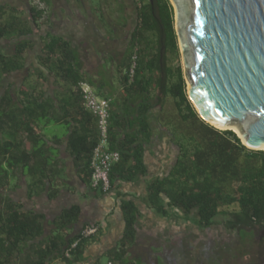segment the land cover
Returning <instances> with one entry per match:
<instances>
[{"label":"trees","instance_id":"16d2710c","mask_svg":"<svg viewBox=\"0 0 264 264\" xmlns=\"http://www.w3.org/2000/svg\"><path fill=\"white\" fill-rule=\"evenodd\" d=\"M19 1L21 6L0 3V264H81L98 233L85 235L84 223L70 232L80 220L81 206L62 202L48 221L33 201L54 200L66 189L59 145L73 159L80 182L91 183L90 160L100 138L96 118L84 106L82 86L94 89L97 83L84 71L77 44L67 33L47 30L39 36V53L34 52L32 24L40 28L52 2L38 0L39 7ZM23 5L29 16L23 15ZM133 7L136 24L125 52L118 61L113 54L104 59L114 63L119 88L115 92L117 87L109 88L103 78L106 65L98 79L103 91L93 90L109 100L108 149L119 152L109 173L111 189L116 180L133 182L149 174L146 151L155 129L166 126L163 106L171 98L177 111L173 124L184 132L171 134L175 158L168 172L147 180L149 207L200 230L222 224L239 237L230 264H264V151L246 148L233 131L219 130L198 116L187 97L169 0H134ZM49 19L45 16V23ZM18 74L19 83L6 81ZM51 125H58L64 136L53 134L52 144L45 138L48 127L54 132ZM20 182L33 205L19 192L11 194ZM119 198L123 230L114 247L102 254L109 257L108 264H147L129 251L137 243L142 208L122 193ZM257 231L262 234L254 240Z\"/></svg>","mask_w":264,"mask_h":264},{"label":"rangeland","instance_id":"374dc122","mask_svg":"<svg viewBox=\"0 0 264 264\" xmlns=\"http://www.w3.org/2000/svg\"><path fill=\"white\" fill-rule=\"evenodd\" d=\"M23 1L26 6L27 3L30 5H39L38 0ZM2 2L19 6L23 4L19 0H0V3ZM51 2V8H48L46 15L40 21V28H35L32 24L34 28L32 35L33 43L35 44L34 52L39 53L41 46L39 36L45 35L47 30L59 32L61 31L60 29H63L68 34H83L82 36L84 38L86 36L85 40H87V45L84 47L87 48L89 54L87 61L89 63L88 70L90 76L92 78L94 77V81L98 83V79L104 76L102 69L107 65L106 75L103 78L106 79L109 88L112 84L117 87L115 91L117 92L119 83L114 63L109 62L105 64L104 59L108 58V54H113L115 61H118L123 52H125L128 42L124 46L123 36H127L126 31L128 30L130 36L131 30L136 24V9L133 7L134 0H51ZM24 7L23 5L22 8ZM23 15L25 17L29 16L26 8H24ZM48 15L51 21L45 23V16ZM101 16H104V20H100L102 19ZM132 19L134 21L133 23L131 22ZM49 23L51 24L49 25ZM118 26L120 27L119 29L116 28L117 33L115 36H112V32L110 33L108 29ZM179 63L181 65V57ZM175 64L178 63L175 62ZM21 78L22 74L11 75L6 78V81L17 84ZM92 90L94 89L92 88ZM108 92H110V89ZM159 107L160 104L155 105L154 112L156 110L158 111ZM163 113L162 119L164 123L166 122V126L162 129L160 127L159 129H155L153 141L148 146V151H146V166L148 167L149 174L144 178H147V180L156 176H164L168 172L175 158L174 146L170 141L171 134L177 135L181 133L183 135L184 132L180 131L173 124V120L177 118V111L174 108L171 98H166ZM161 122L163 123L162 120ZM51 127L54 132L62 136V131L58 125H51ZM122 183L124 184L125 182H119L118 186L114 188V191L110 190L111 193L103 194H100L97 188L92 189L89 183V186H84L86 190L85 198L89 200L111 194L113 195L112 198L116 200L119 195L118 190H120ZM19 184H21L20 189H17L18 191H12L11 194L17 197L16 193L19 192V197L31 206V200H27L24 197V183L20 182ZM83 195V192L78 190V199L75 200V203L79 204V200H82ZM135 198L137 197L131 199ZM120 200L116 203L118 206L120 205ZM33 202L35 205L41 206L38 198H35ZM142 204H139L143 210V216L138 223L137 243L133 248H129L131 256H141L147 261V264H230L228 259L233 254L237 243H239L237 232L225 230L222 224L200 230L194 224L190 223V221L180 217L172 216L165 218L160 216L153 208L149 207L148 201H146L148 210H145ZM44 208L45 206L42 205V209L46 211ZM106 217L110 216L106 214ZM108 221L106 220V224ZM101 223L97 222V224H94L95 226H91L89 223L84 224L88 227L95 228L94 233H96L97 230L104 232L106 225ZM81 227L70 232L79 231ZM261 234V231L255 232L254 240H258ZM99 257L100 264H108L109 257L107 255L101 254ZM243 261L239 260L238 263L240 264Z\"/></svg>","mask_w":264,"mask_h":264},{"label":"water","instance_id":"95a60500","mask_svg":"<svg viewBox=\"0 0 264 264\" xmlns=\"http://www.w3.org/2000/svg\"><path fill=\"white\" fill-rule=\"evenodd\" d=\"M198 116L264 149V0H169ZM219 129V128H217Z\"/></svg>","mask_w":264,"mask_h":264},{"label":"crops","instance_id":"0c3cea01","mask_svg":"<svg viewBox=\"0 0 264 264\" xmlns=\"http://www.w3.org/2000/svg\"><path fill=\"white\" fill-rule=\"evenodd\" d=\"M60 30L61 31H59V33L62 35H65L67 33V31L63 29H60ZM68 35H70L71 38L77 44L78 50L81 53V60L83 61V69L90 75V72L88 70L89 63L87 61L89 54H88L87 48L84 47L87 45L86 43L87 40H85L86 36L84 38V36H82L83 34H77V33L75 34L71 33ZM100 84L101 83H97L96 85L97 89L94 87L95 89L94 91L96 92H101V90L103 91V85H100ZM47 133L48 134L45 138L48 140L49 143L51 142L50 144H52V142H54L53 141L54 137L57 135V133L56 132L51 133L49 131V127L47 130ZM53 134L55 136H53ZM63 138L64 136L62 135L60 139H63ZM64 148H65L64 145L57 146V150H58L57 159L60 160V163L63 165L62 174L65 175L66 178H68L67 182H65L66 189L60 192L58 197L54 200L49 201L48 199H45V198L39 199L41 206L35 205V208L38 211H41L47 214L48 221L52 220L53 217L56 214H58V212L60 211L59 207H56V206H59V204H62V202L70 203V204L75 203V200L78 199L77 197L78 190H81L84 194L82 197V200H79V204L82 207L81 220L79 223L73 225L71 230L74 231L80 228L82 225L81 223H89L91 225H94V224H97V222L98 223L102 222L101 224L106 225L104 232L98 231L99 233L95 235V238L93 239L92 243L90 244V246L84 253L85 259H84V262H82L83 264H99L98 260L100 257L98 258V256L104 253V251H106L107 249L114 247V245L118 241L122 233V230H123L124 225H123L120 213L117 208L118 204H116L118 203L120 198L118 195L117 196L118 198L115 200V198L114 199L112 198L113 195L109 194L106 196L92 198V199L87 200L85 198V192H86L84 188L85 185L81 183L79 180L81 177L79 175L80 173L78 172V169L76 168V166H74L73 159L64 152ZM146 156L147 155H145V157ZM146 181H147V178L145 179L142 176H138L133 182H125L124 184L122 183V186L120 190H118V192L119 194L120 193L124 194L128 199L137 197L135 198L136 202L138 204L143 203L142 206L146 210L147 209V205H146L147 197L145 193L146 191L145 187L147 184ZM119 182H120L119 180H116L115 188L118 186ZM142 186H145V187H142ZM111 190L114 191V188H112ZM30 204L33 205L32 202ZM42 205L45 206L44 209H46V211L42 209ZM106 214L109 215L110 217H106ZM106 220H109L107 224H106Z\"/></svg>","mask_w":264,"mask_h":264},{"label":"built area","instance_id":"2783aa9c","mask_svg":"<svg viewBox=\"0 0 264 264\" xmlns=\"http://www.w3.org/2000/svg\"><path fill=\"white\" fill-rule=\"evenodd\" d=\"M135 60V56L133 57ZM135 62L130 67V79L133 78ZM84 106L86 110L91 112L96 118L97 130L99 133V142L93 150L90 160L92 168V187L101 188L103 192L110 188L109 171L113 164L119 160L118 151H109L108 146V118H109V100L98 97L93 90L87 86H83ZM264 151V150H263ZM95 232V228L87 227L84 230L85 235Z\"/></svg>","mask_w":264,"mask_h":264},{"label":"flooded vegetation","instance_id":"af4514ba","mask_svg":"<svg viewBox=\"0 0 264 264\" xmlns=\"http://www.w3.org/2000/svg\"><path fill=\"white\" fill-rule=\"evenodd\" d=\"M131 22H132V23L134 22L133 19H132ZM119 27H120V26H118V27H114V28H109L108 30L112 29V30H111V31H112V35L115 36V34L117 33L116 28L119 29ZM122 27H123V26H122ZM127 32H128V33H127ZM126 34H127V36H126V35L123 36V43H124V46L126 45V43H127L128 40H129V37H130V36H129V30L126 31ZM123 53H124V52H123Z\"/></svg>","mask_w":264,"mask_h":264},{"label":"clouds","instance_id":"9594fccd","mask_svg":"<svg viewBox=\"0 0 264 264\" xmlns=\"http://www.w3.org/2000/svg\"><path fill=\"white\" fill-rule=\"evenodd\" d=\"M83 86H84V85H83ZM83 86H82V87H83ZM89 87H90V86H89ZM90 88H91V87H90ZM109 173H110V171H109ZM109 182H110V178H109ZM91 184H92V176H91V183H90V186L92 187ZM92 188H94V187H92ZM97 189H98V191H102L101 188L99 189V187H97ZM110 190H111V183H110V188L108 189V191H106V192H103V191H102V193H109Z\"/></svg>","mask_w":264,"mask_h":264},{"label":"bare ground","instance_id":"6f19581e","mask_svg":"<svg viewBox=\"0 0 264 264\" xmlns=\"http://www.w3.org/2000/svg\"><path fill=\"white\" fill-rule=\"evenodd\" d=\"M217 128H219V129H221V130H222V129H225L224 127H217ZM263 150H264V149H263Z\"/></svg>","mask_w":264,"mask_h":264}]
</instances>
